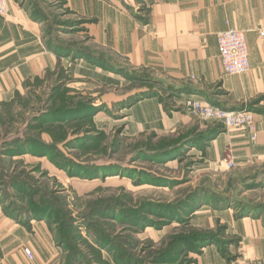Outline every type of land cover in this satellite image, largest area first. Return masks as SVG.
Returning <instances> with one entry per match:
<instances>
[{"label": "rangeland", "instance_id": "rangeland-1", "mask_svg": "<svg viewBox=\"0 0 264 264\" xmlns=\"http://www.w3.org/2000/svg\"><path fill=\"white\" fill-rule=\"evenodd\" d=\"M106 1L137 20L149 13L142 0ZM39 15L62 63L0 105L2 217L28 236L46 229L65 264L233 261L229 223L264 224V162L251 149L259 140L188 112L182 98L195 96L89 42L90 22L66 21L62 4ZM64 33L73 36L59 41ZM263 102L226 111L254 115L259 135Z\"/></svg>", "mask_w": 264, "mask_h": 264}, {"label": "crops", "instance_id": "crops-1", "mask_svg": "<svg viewBox=\"0 0 264 264\" xmlns=\"http://www.w3.org/2000/svg\"><path fill=\"white\" fill-rule=\"evenodd\" d=\"M142 1L149 7L144 21L106 0H6L8 13L0 16V105L53 75L62 63L55 53L56 41L44 31L49 18H39V11L57 3L70 12L66 21L81 16L90 22L89 42L186 95L225 110L247 106L264 95V41L257 34L264 24V0ZM228 26L246 31L250 70L240 76L225 74L217 52L216 35ZM72 36L64 33L57 39ZM217 89L223 94L218 96ZM255 121L259 141L251 149L264 162V114L255 115ZM19 228L0 213V236L7 250L0 264H65V251L54 244L46 229L28 236ZM228 231L239 240L236 257L229 263L215 259L214 264H264V224L260 220H233ZM24 248L31 251L32 260Z\"/></svg>", "mask_w": 264, "mask_h": 264}, {"label": "built area", "instance_id": "built-area-1", "mask_svg": "<svg viewBox=\"0 0 264 264\" xmlns=\"http://www.w3.org/2000/svg\"><path fill=\"white\" fill-rule=\"evenodd\" d=\"M7 13L6 0H0V16L4 17ZM257 34L264 41V24L257 29ZM216 40L218 56L225 74L240 76L250 70L246 31L237 30L228 26L224 31L217 33ZM184 108L201 120L218 119L224 121V124L228 127H243L244 131L249 132L252 142H256L258 139V133L253 124V115H250V113H233L232 111L215 107L201 99L188 98L184 100ZM231 113L237 116H229ZM221 165L226 169H232L234 167L231 153L223 157ZM23 252L30 260L33 259V255L28 248H24ZM250 264L263 263L260 261H252Z\"/></svg>", "mask_w": 264, "mask_h": 264}, {"label": "bare ground", "instance_id": "bare-ground-1", "mask_svg": "<svg viewBox=\"0 0 264 264\" xmlns=\"http://www.w3.org/2000/svg\"><path fill=\"white\" fill-rule=\"evenodd\" d=\"M229 116H237V115H233V113H231Z\"/></svg>", "mask_w": 264, "mask_h": 264}]
</instances>
